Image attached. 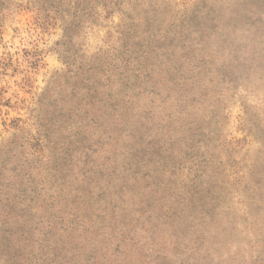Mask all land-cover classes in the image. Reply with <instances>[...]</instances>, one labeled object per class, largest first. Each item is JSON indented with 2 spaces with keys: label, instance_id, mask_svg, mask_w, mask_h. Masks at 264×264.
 Here are the masks:
<instances>
[{
  "label": "rangeland",
  "instance_id": "374dc122",
  "mask_svg": "<svg viewBox=\"0 0 264 264\" xmlns=\"http://www.w3.org/2000/svg\"><path fill=\"white\" fill-rule=\"evenodd\" d=\"M0 264H264V0H0Z\"/></svg>",
  "mask_w": 264,
  "mask_h": 264
},
{
  "label": "trees",
  "instance_id": "16d2710c",
  "mask_svg": "<svg viewBox=\"0 0 264 264\" xmlns=\"http://www.w3.org/2000/svg\"><path fill=\"white\" fill-rule=\"evenodd\" d=\"M37 2H40V0H36ZM37 14V13H36Z\"/></svg>",
  "mask_w": 264,
  "mask_h": 264
}]
</instances>
